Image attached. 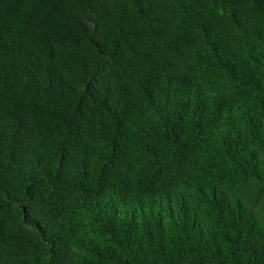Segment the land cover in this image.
I'll return each mask as SVG.
<instances>
[{
    "label": "trees",
    "instance_id": "1",
    "mask_svg": "<svg viewBox=\"0 0 264 264\" xmlns=\"http://www.w3.org/2000/svg\"><path fill=\"white\" fill-rule=\"evenodd\" d=\"M0 264H264V0H0Z\"/></svg>",
    "mask_w": 264,
    "mask_h": 264
}]
</instances>
